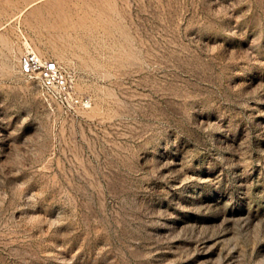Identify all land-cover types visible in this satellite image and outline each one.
<instances>
[{"label":"rangeland","instance_id":"obj_1","mask_svg":"<svg viewBox=\"0 0 264 264\" xmlns=\"http://www.w3.org/2000/svg\"><path fill=\"white\" fill-rule=\"evenodd\" d=\"M0 264H264V0H0Z\"/></svg>","mask_w":264,"mask_h":264},{"label":"built area","instance_id":"obj_2","mask_svg":"<svg viewBox=\"0 0 264 264\" xmlns=\"http://www.w3.org/2000/svg\"><path fill=\"white\" fill-rule=\"evenodd\" d=\"M18 64L24 76L36 79L43 97L56 102L65 111L77 112L91 107V99L76 92L72 75L57 60L40 56L28 44L21 52Z\"/></svg>","mask_w":264,"mask_h":264},{"label":"bare ground","instance_id":"obj_3","mask_svg":"<svg viewBox=\"0 0 264 264\" xmlns=\"http://www.w3.org/2000/svg\"><path fill=\"white\" fill-rule=\"evenodd\" d=\"M28 45V44H27Z\"/></svg>","mask_w":264,"mask_h":264}]
</instances>
